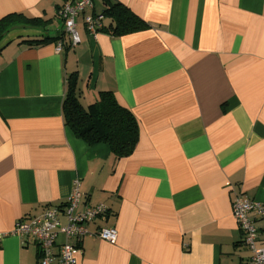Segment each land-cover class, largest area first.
I'll use <instances>...</instances> for the list:
<instances>
[{
  "label": "crops",
  "instance_id": "1",
  "mask_svg": "<svg viewBox=\"0 0 264 264\" xmlns=\"http://www.w3.org/2000/svg\"><path fill=\"white\" fill-rule=\"evenodd\" d=\"M94 1L86 14L105 7ZM115 1L149 28L93 37L79 16V43L57 52L64 33L22 42L64 32L66 0H0V19L49 21L0 43V264H38L36 244L14 225L64 203L75 180L81 210L108 209L90 231L118 234L114 243L85 237L77 264H244L232 201L264 204V0ZM73 72L84 107L108 91L134 116L129 157L115 160L64 124Z\"/></svg>",
  "mask_w": 264,
  "mask_h": 264
},
{
  "label": "built area",
  "instance_id": "2",
  "mask_svg": "<svg viewBox=\"0 0 264 264\" xmlns=\"http://www.w3.org/2000/svg\"><path fill=\"white\" fill-rule=\"evenodd\" d=\"M92 7L93 0H66L58 9V18L71 48L79 43L76 29L79 16H83L85 29L93 37L103 26L100 14H86ZM61 49L62 45L58 43L56 51ZM81 202L79 183L75 180L64 203L48 205L39 215L17 221L12 233L34 241L38 264H77L81 254L80 242L85 237L114 243L118 235L114 227H97L90 231L89 225L102 218L108 209L104 204H97L81 210ZM232 216L241 232L242 245L250 252L244 264H264V204L235 196Z\"/></svg>",
  "mask_w": 264,
  "mask_h": 264
},
{
  "label": "trees",
  "instance_id": "3",
  "mask_svg": "<svg viewBox=\"0 0 264 264\" xmlns=\"http://www.w3.org/2000/svg\"><path fill=\"white\" fill-rule=\"evenodd\" d=\"M105 7L100 15L109 20L108 24L98 30L114 37H121L140 31L149 26L129 8L115 0H104ZM49 21L28 18L23 14H9L0 19V43L14 28L46 29ZM62 33L58 37H46L43 39L25 40L29 46H37L49 42H58L62 39ZM64 51L71 47L68 42H63ZM77 73L73 72L66 78L65 93L62 101V116L64 124L71 130L74 136L89 146L103 143L109 146L115 160L129 157L138 141L139 130L134 116L129 110L122 107L115 99L112 92H99L97 100L84 107L80 102V94L77 88Z\"/></svg>",
  "mask_w": 264,
  "mask_h": 264
},
{
  "label": "rangeland",
  "instance_id": "4",
  "mask_svg": "<svg viewBox=\"0 0 264 264\" xmlns=\"http://www.w3.org/2000/svg\"><path fill=\"white\" fill-rule=\"evenodd\" d=\"M100 0H95L94 2L98 5L97 6V9H100V3H99Z\"/></svg>",
  "mask_w": 264,
  "mask_h": 264
}]
</instances>
